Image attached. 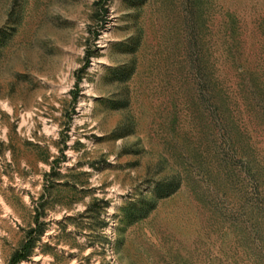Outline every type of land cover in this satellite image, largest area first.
I'll return each instance as SVG.
<instances>
[{"label": "rangeland", "instance_id": "374dc122", "mask_svg": "<svg viewBox=\"0 0 264 264\" xmlns=\"http://www.w3.org/2000/svg\"><path fill=\"white\" fill-rule=\"evenodd\" d=\"M28 237L264 264V0H0V264Z\"/></svg>", "mask_w": 264, "mask_h": 264}, {"label": "trees", "instance_id": "16d2710c", "mask_svg": "<svg viewBox=\"0 0 264 264\" xmlns=\"http://www.w3.org/2000/svg\"><path fill=\"white\" fill-rule=\"evenodd\" d=\"M172 193L173 192H167L168 195ZM30 236H31V233H30ZM35 240L36 239L33 237H28L26 240V243L22 245L21 249L13 255L10 264H19L22 261L26 260L33 250Z\"/></svg>", "mask_w": 264, "mask_h": 264}]
</instances>
